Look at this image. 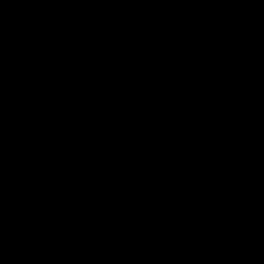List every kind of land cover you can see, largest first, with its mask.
Returning <instances> with one entry per match:
<instances>
[{
	"label": "water",
	"instance_id": "95a60500",
	"mask_svg": "<svg viewBox=\"0 0 264 264\" xmlns=\"http://www.w3.org/2000/svg\"><path fill=\"white\" fill-rule=\"evenodd\" d=\"M0 264H264V0H0Z\"/></svg>",
	"mask_w": 264,
	"mask_h": 264
}]
</instances>
